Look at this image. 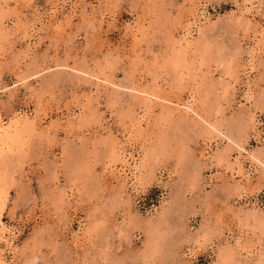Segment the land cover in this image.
Instances as JSON below:
<instances>
[{"label": "rangeland", "instance_id": "rangeland-1", "mask_svg": "<svg viewBox=\"0 0 264 264\" xmlns=\"http://www.w3.org/2000/svg\"><path fill=\"white\" fill-rule=\"evenodd\" d=\"M31 1L43 18L28 42V35L18 28L32 19L25 12L28 0H0L10 33L0 41V117L8 124L16 113L39 109L46 116L42 126L24 134L18 147L4 149L0 157L1 220L11 231L13 250L9 264H215L224 239L234 244L238 238L250 247L247 257H238V264H255L264 255V229H255L250 222L246 227L235 215L238 208L264 210L260 167L244 160L251 186L246 185V198L236 201L229 190L233 183L225 180V164L208 161L216 151L228 148L226 143L215 137L208 149L202 147L203 137L197 135L199 126L193 120L188 118V126L179 128L175 113L173 121L157 123L160 107L149 101L143 104L124 89L134 85L169 97L182 94L184 100L199 105L214 99L210 90L219 81L229 83L231 95L228 103L222 101L217 120L225 128L233 126L238 113L250 108L263 138L264 50L255 46L258 38L254 42L250 30L236 25L234 0H71L63 9L56 0ZM54 6L59 15L48 20ZM72 6L76 9L70 19ZM194 7L201 15L188 37L191 46L182 49H187L188 60L208 52L206 64L196 66V76L170 65L180 48L183 18ZM136 20L143 34L132 38L127 27ZM27 44L33 47L29 53ZM236 56L237 73L225 74V65ZM250 56L254 59L243 78L242 66ZM55 64L101 73L123 88L114 91L69 68H54ZM37 71H41L38 77L27 79L26 85L20 82ZM234 87L235 102L231 101ZM89 113L95 120L79 127V119ZM128 115L142 120L141 132ZM108 131L128 140L138 164L150 146L159 149L156 142L161 134L167 136L166 155L137 170L136 178L146 175L150 167L157 170L156 176L139 182L128 175L129 197L118 196L119 185L102 170L108 162L103 140L112 137ZM230 132L237 136L236 128ZM240 140L249 151L262 148L248 120ZM131 171L136 172L133 167ZM62 191L68 198L59 199ZM149 229L155 236L159 233L160 243L144 261L139 255L151 236ZM202 235L208 240L192 243Z\"/></svg>", "mask_w": 264, "mask_h": 264}, {"label": "bare ground", "instance_id": "bare-ground-1", "mask_svg": "<svg viewBox=\"0 0 264 264\" xmlns=\"http://www.w3.org/2000/svg\"><path fill=\"white\" fill-rule=\"evenodd\" d=\"M56 2H59L57 6H59L60 9H63V6L65 4H68L69 2L71 3V0H56ZM8 4H11V3H8ZM234 4L236 8V12H235L236 16L233 15V17L236 20V25L239 28L244 29L245 31L250 30L251 35H252V40L255 42V39L258 38L257 39L258 42H255V46L264 50V0H234ZM25 8H26L25 12L28 14H31L32 19L30 20L29 18L26 19V21H23L21 23V26H19L18 28L19 29L21 28L28 35V42H30V39L33 38L34 35L36 34V31H35L36 24L41 23V20L43 18L42 16L43 13L39 9V7L36 4H34V2H32L31 0H28V4L26 5ZM59 8H56L54 6V8L51 10V13L47 15L48 20H52L56 17V15L59 13L57 12V10H60ZM75 9H76V6L71 7L72 11H70V19H72L75 13ZM200 15L201 14H199V8L194 7L193 10L189 12V14L185 16V18H183L185 19L186 25L181 28L182 35L179 38L180 48L177 49L179 51L174 55L173 60L170 62V65L173 66V68H183L184 71H186L187 73H191L194 76H196V70H197L196 66L197 65L202 66L206 64L205 60H207L206 57L208 56V52L204 50L201 53V56L199 58L188 60L187 56L185 55L187 49H182L183 47L182 45H185V47L183 48H188L191 46L192 43H191V40L188 39V37L191 38V34H190L191 29L196 24L197 18H199ZM6 22L7 21L4 20V15L0 13V31H1L0 41L4 40L7 36H10V33L7 31L8 29L6 30L7 28ZM50 22L51 21H49V23ZM139 23L140 22L136 20L132 26L127 27V28H130L132 32L131 34L132 38H136L139 33L143 34L142 31L138 27ZM60 25L61 24H59L58 26ZM25 48H26V51H25L26 53L31 52L33 49V47L30 46V44H27ZM254 51L255 52L258 51V48L255 47ZM25 54L24 56H26ZM253 59L254 57L250 56V58L246 60V62L242 66L241 73H242L243 78L248 75V71L250 69V66L252 65ZM235 60H236V65H233V61ZM237 65L238 63H237V56H236V58L231 60L229 64L225 65L224 73L228 75H235L237 73V70H236ZM53 67L54 68H58V67L69 68L66 65L61 66L58 64L53 65ZM50 69L51 67H48L46 70H50ZM71 70H74L80 75L86 76L88 80L94 79L96 84L103 83L105 84V86H110L112 90L114 91L115 90L117 91V88H123L121 85L115 83L114 81L112 80L110 81L106 79L105 76L102 77L101 73L97 75H94V74L92 75L90 72L88 73L87 71L79 69V68H75ZM198 70L200 71V68H198ZM40 72L41 71L39 72L37 71V72H34L33 75H25L19 80H21L20 82L22 84L25 83L24 85H26V82H28L27 79L34 78ZM215 86L216 87H213L210 90V92L215 95L214 99L210 101L203 100L199 105H196L194 101L184 100L182 94H179L176 97H169V96H166V94H162L161 92L157 91L156 89H152V90L141 89L139 87H134V85L127 87V88L124 87V89L130 91L131 92L130 94H133L135 98H140L141 103L145 104L149 101V102L157 104L160 107V110H161L159 113L160 117L158 118L157 123H161L162 121H169V120L173 121L175 113H177L179 117H177V119L174 120V123L179 128L188 126V118L193 120L196 126L197 125L199 126V128L197 129V135L199 133V136L203 137L202 147L208 149L210 147L212 139H214L215 137L217 139L224 141L228 148L216 151L213 154L212 158H209L208 161L210 163L215 162L218 166L219 165L221 166L222 163L225 164V166L223 167L224 169L223 173L225 172L224 174L227 175L226 177L227 179L225 178L226 183L229 185H230V182L233 183L234 186L230 187L229 190L232 193L231 195H234L236 201H240L246 198V195H245L246 190H247L246 185L251 186V175L248 174V172L245 170L244 160L248 159L249 161L253 162L258 167H260V169L264 173V137L262 138L263 134L259 133V131L258 132L256 131L255 123H258L256 119V113H255V110H250V108H246L244 109V112L238 113L237 117H235L233 121V126L228 125L225 128V125L221 121L217 120L215 115L220 114L223 111L222 101H224L225 103H228L229 101L228 97L230 94L229 92L230 85L229 83L219 81L218 85H215ZM236 91L237 89L235 87L232 88L231 92H232V96L234 97H233V100L231 101L233 102H235V95H236L235 92ZM218 92H220V95ZM14 115H15L14 119L8 124H5L2 118L0 117V157L3 156L4 149L11 150V147H13L14 145H17L18 147V144L20 142V137L24 136V134L31 133L36 128L42 126L41 123L46 117V116L42 117L39 109L35 110L31 114L16 113ZM126 117H129L130 119H132V124H137V129H136L137 133L141 132L142 120L140 119L138 120L136 118L133 119V117L129 115ZM246 119L251 122V130L253 131V134L258 137L259 139L258 145H261L262 148L260 147L259 149L249 151L244 147L243 143H241L240 136L242 132L247 129ZM93 120H95L94 113H89L86 116V118L84 117L83 119L81 118L79 119L78 126L82 127L85 123L89 121H93ZM143 122H145L144 119H143ZM233 128L237 129V136L231 134L230 131ZM43 130H45L44 132L45 134H48V132H50L49 128H46ZM41 132L40 134H42ZM108 134L112 137H109L108 140L107 139L103 140V144L107 146L108 148L106 152V158L108 159V162H106L102 170L103 172H107L106 174H108V176L110 177V181L115 182L119 185L115 193L120 197L122 195H127L129 197L130 194L128 193V190L130 189V186L127 185V182L130 181V177L128 175L131 174V177L136 178L137 170L140 171L141 169L147 168L146 166L148 162L150 161L155 162L158 156L166 155L164 151L165 150L167 151V148L169 145L167 144L168 143L167 136L165 133L161 134L158 137V141L156 142L161 152L159 151L158 148H153L152 146H150L151 148L149 149V151L148 150L145 151L142 161L139 162L138 164L136 162L137 158L136 159L133 158V155L130 152V150L132 149V146L128 142V140L120 139L112 131H108ZM22 140H23V137H22ZM131 162L132 163L134 162L133 165H131ZM194 166L197 167L199 165L195 164ZM132 167L136 172L133 173L131 171ZM196 167H193V168H196ZM198 169L200 168L198 167ZM156 171L157 170H155L153 167H150L149 171L146 172V175H141V177H138L140 180L138 178H136V180L138 179L137 181L144 182V180L147 179V176L149 177L156 176L157 174ZM193 171H195L196 174L198 173L194 169ZM2 180H3V183H5L7 179L2 178ZM194 180L196 179H192V181ZM2 193L3 192H1V195ZM68 195L69 194L66 191H62V194L60 195L59 199L68 198ZM1 200L3 199L0 196V264H9L10 260L12 259V254H13V250L11 247V241L9 239L10 237L9 235L11 234V231L1 220V216H2L1 208L3 205V201ZM237 212L239 213H237L235 216L238 218L239 222L243 221L244 226L248 227L249 222H250L252 223L251 226L253 228L263 231L264 229V210L261 211V210L256 209L255 207H252L251 209H245V210H242V208H238ZM241 212L242 214H240ZM161 215L163 214H160V216ZM216 231L220 232V235L224 234L223 230L219 231V229H217ZM150 232H151V236L148 235L146 237V241H145L146 246L143 249V252L140 253L139 255L140 258L143 259L144 261H146L148 258H150V256L154 255L157 252L158 245L160 243L159 242L160 240L158 239L159 237L157 236L159 233L155 236L154 229H151L149 233ZM200 239L208 240L202 235L199 237H194L192 243L195 245L199 244ZM74 244L75 245L78 244V234L75 235ZM248 245H249V242L242 243V241L239 238L236 239L234 244H230L227 240L224 239V246L220 251H218L217 261L215 264H238L239 256H244L245 254V257H247V255L250 253V247ZM261 256L262 257H260L255 264H264V255H261Z\"/></svg>", "mask_w": 264, "mask_h": 264}]
</instances>
